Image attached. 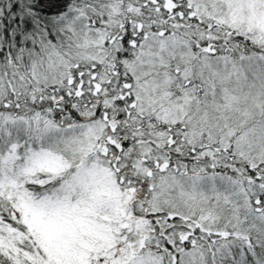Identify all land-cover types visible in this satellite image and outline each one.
<instances>
[{"label": "snow or ice", "instance_id": "obj_1", "mask_svg": "<svg viewBox=\"0 0 264 264\" xmlns=\"http://www.w3.org/2000/svg\"><path fill=\"white\" fill-rule=\"evenodd\" d=\"M0 264H264V0H0Z\"/></svg>", "mask_w": 264, "mask_h": 264}]
</instances>
